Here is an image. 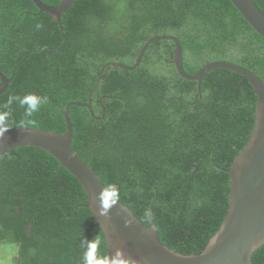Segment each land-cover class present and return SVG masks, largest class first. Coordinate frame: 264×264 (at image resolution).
Returning <instances> with one entry per match:
<instances>
[{
    "label": "trees",
    "instance_id": "1",
    "mask_svg": "<svg viewBox=\"0 0 264 264\" xmlns=\"http://www.w3.org/2000/svg\"><path fill=\"white\" fill-rule=\"evenodd\" d=\"M57 7L62 0H41ZM264 13V0H253ZM41 27L37 29L36 25ZM33 0H0V95L9 130L65 134L72 106L73 150L115 185L119 201L146 227L151 213L162 243L177 253H202L229 209V170L255 125L257 97L240 74L217 68L196 81L173 64V36L190 76L212 62L242 66L264 81V39L230 0H77L61 18ZM148 46L134 70L131 66ZM102 74V78H99ZM2 78L0 76V84ZM47 103L31 117L10 96ZM77 178L36 147L0 160V246L18 248L15 264H82L81 241L105 235ZM153 208V211H152ZM264 264V246L253 255ZM131 264V263H129Z\"/></svg>",
    "mask_w": 264,
    "mask_h": 264
},
{
    "label": "water",
    "instance_id": "2",
    "mask_svg": "<svg viewBox=\"0 0 264 264\" xmlns=\"http://www.w3.org/2000/svg\"><path fill=\"white\" fill-rule=\"evenodd\" d=\"M77 0H62L57 7L45 5L41 0H33L41 12L50 14L60 25L62 16ZM243 18L264 39V13L253 0H230ZM153 40H171L175 44L174 61L178 74L189 81L201 82L206 74L217 68H224L240 74L253 87L257 97L255 125L246 147L236 157L232 167L226 172L230 176L231 194L228 213L219 231L200 254L184 255L165 246L159 236L158 227L151 213V227L144 226L134 213L120 201L109 212L100 216L99 193L106 187L101 177L85 163L73 150V126L70 119L72 106L87 107L93 112L91 102L71 103L63 111L67 131L58 134L52 131L22 127L8 130L0 139V160L10 150L20 147H36L56 158L81 183L88 195L86 207L92 211L101 227L108 253L123 250L131 264H254L253 255L264 246V81L254 72L237 64L222 61L203 66L195 75H188L183 66V48L178 38L155 36ZM152 41L140 51L131 66L122 63H108L102 68L136 69ZM2 83L0 95L8 88L10 79L0 72ZM102 78V74H99ZM153 211V208H152ZM96 213V214H95ZM131 221L126 225L125 221Z\"/></svg>",
    "mask_w": 264,
    "mask_h": 264
},
{
    "label": "clouds",
    "instance_id": "3",
    "mask_svg": "<svg viewBox=\"0 0 264 264\" xmlns=\"http://www.w3.org/2000/svg\"><path fill=\"white\" fill-rule=\"evenodd\" d=\"M37 29L41 27L40 24L36 25ZM14 102H18L19 106L24 108L25 117H31L36 113L41 105L47 103V97L37 96L35 94H27L23 97L10 96L6 106L12 105ZM10 113L8 111L0 112V139L4 137V133L9 130L8 117ZM120 191L115 185H108L103 187L99 193V208L98 214L100 216H108L110 210L119 203ZM96 214V213H95ZM131 221L126 220L125 224H130ZM102 241L99 237H95L91 240L84 239L81 241V247L84 249L82 256V264H129L127 258H125L123 250L116 249L112 255L99 254V247Z\"/></svg>",
    "mask_w": 264,
    "mask_h": 264
},
{
    "label": "rangeland",
    "instance_id": "4",
    "mask_svg": "<svg viewBox=\"0 0 264 264\" xmlns=\"http://www.w3.org/2000/svg\"><path fill=\"white\" fill-rule=\"evenodd\" d=\"M18 248L15 245L0 246V264H15Z\"/></svg>",
    "mask_w": 264,
    "mask_h": 264
}]
</instances>
